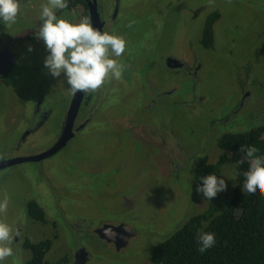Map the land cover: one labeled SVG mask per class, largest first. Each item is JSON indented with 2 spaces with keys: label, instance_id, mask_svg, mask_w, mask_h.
<instances>
[{
  "label": "rangeland",
  "instance_id": "rangeland-1",
  "mask_svg": "<svg viewBox=\"0 0 264 264\" xmlns=\"http://www.w3.org/2000/svg\"><path fill=\"white\" fill-rule=\"evenodd\" d=\"M213 1L216 3L211 6L215 10L220 9L219 12L223 14L225 33L216 38L213 47H207L202 43L200 34V27L204 23L206 14L198 12L195 16L194 7L191 6L199 8L205 4L202 0H129L132 16L127 18L126 28L121 25V31L126 32V42H129L135 50L140 49L133 52L134 55H138L137 59L139 56L140 58L134 62V67L138 68L134 69V80L131 85L125 87L129 95L125 98V108L135 111V116H142L145 122H148L139 130L148 129L143 133L157 142L154 150L156 153L146 154L142 151L143 146L137 143L127 147L122 143L118 151L111 146L101 148L96 145L91 153L96 157L95 167L104 164V168L112 169L114 159L119 158L121 161L125 160L122 158L128 159L127 163L120 166L124 173L134 168L137 170L138 167L135 165L149 166L147 172L150 173L148 176L150 181L147 187L154 191L151 193L154 201L149 199L148 202L154 208L151 213L143 216L145 210L143 206L139 209H135V205L131 206L135 211L134 215H139L140 222L145 224L142 232L152 235L156 233L160 235L159 237H168L185 222L184 217L180 218L178 211L171 213V206L174 204L178 206L180 202L176 203L172 197L166 196V193L174 189V186L179 187L177 181L185 184V180H190V171H194V165L198 163L201 155L202 157L206 155L208 162H217L221 154L218 146L220 132L247 131L264 124V0L255 1L254 4H251L250 0ZM201 19L203 20L199 22ZM130 21H135L131 27H129ZM169 53L183 58L187 64L186 69L194 68L195 75L189 74L186 70L179 69L180 71L174 73L167 70L164 66V56ZM45 57L40 58L43 63ZM41 74L53 78L47 69ZM158 90L173 92L155 100L152 98V93ZM10 91L8 86L1 87L0 110H11L13 113L14 100L10 97ZM247 95L249 100L236 119L223 126L224 128H218L221 119L236 108L242 107V98ZM119 97L118 93H111L105 98L118 104ZM148 105L150 109H146ZM120 107L118 106L117 109ZM158 119H162L161 122L166 128L159 124ZM138 122L140 123V119ZM157 131H160L159 134ZM35 137L36 145H40L47 141L45 137L48 138V133ZM125 137L127 135L121 136V139ZM175 143L177 145L173 146ZM113 152L116 155L111 158ZM147 155L151 159L149 163L143 161L148 158ZM174 163L178 168L182 166L178 174L180 179L175 180L172 177V173L175 176V171L171 172L166 167H161L164 174L160 172L161 170L158 171L160 165L172 166L171 164ZM17 169L0 173V200L7 198L8 201L7 210L0 214V218L3 217V221L9 226L23 216V208H26L25 197H29L27 193L32 186L35 191H40L42 188L38 175H32L30 171L26 174ZM120 172L121 170L117 169L119 175L113 178L116 175L114 170L113 176L108 178L110 185L107 189H110L107 194H103L102 190L103 195H101L96 189L91 194H83V201L81 200L80 203L81 205L85 203V209L77 210L75 214L71 213L68 219L81 216L95 219L97 213L105 215L107 210L119 212L122 209H130L129 198L134 202H140L143 189L137 191L135 195L131 192V195L127 193L128 196L125 198L128 202L122 195L125 192L122 194L115 192L114 185L122 184L119 179L122 174ZM221 172L227 181L226 190L219 192L211 201L202 197L196 199L192 216L204 212L211 204H217L221 210L228 206L237 184L236 165L225 164L221 167L218 176L222 175ZM228 176H234L235 179ZM64 184L70 187V181ZM46 187L44 185L45 189ZM192 196L193 194L189 192L188 202L192 201ZM42 201L47 204L49 199ZM102 205H105V208H100ZM189 210L190 208H187L185 217L190 215ZM5 214L9 215L8 219ZM169 214L173 215L174 219ZM46 218V222L35 219L29 221L24 239L31 241L51 239L53 245L47 255L51 264L71 261L75 247L81 242L77 237H75L76 241L74 240L76 230L66 228L68 219L64 221L60 219L61 222H58L49 214ZM84 238L87 250L91 248L94 253V263L90 264H151L150 250L148 246H143L145 240L139 245L129 244L128 248H125V255H122L112 246L98 245L93 248V245L87 242L89 236L86 235ZM11 247L13 255L5 259V264H25L31 257V251L22 245L12 242Z\"/></svg>",
  "mask_w": 264,
  "mask_h": 264
},
{
  "label": "flooded vegetation",
  "instance_id": "flooded-vegetation-1",
  "mask_svg": "<svg viewBox=\"0 0 264 264\" xmlns=\"http://www.w3.org/2000/svg\"><path fill=\"white\" fill-rule=\"evenodd\" d=\"M202 1L205 4L200 7L197 6L199 8L191 6L194 7L195 16L198 12L206 14L204 23L200 27V34L202 43L207 46L203 42V38L208 24H212L211 31L213 32L214 43L216 38L222 36L225 31L222 22L223 14L219 12L220 9L215 10L211 6L216 2L213 0ZM250 1L251 4H254L258 0ZM44 2L46 0H21L24 11L18 16L16 23L9 27L0 23V70L7 69L16 60L7 75L0 74V89L2 86H8L11 90L10 97L14 100L13 113L11 110H0V173L18 170L17 168H19L21 172L26 174L30 171L32 175H38L41 180L40 183H42L40 191L37 189L35 191L32 186L30 192L27 193L29 197H25L26 208H23V216L17 222L10 224L14 236L11 243H18L25 248L26 226H28L29 221L34 219L28 211L29 202L36 201L44 209L46 215L53 216L58 222H61L60 219L64 221L71 217V213L75 214L77 210L85 209V203L83 202V205L80 203L81 200L83 201V194H91L95 192V189L99 193L103 190V194H107L110 189H107L110 185L108 178L113 176L114 170H116V175L113 178H116L119 175L117 169H120L122 174L119 179L122 184L111 187L116 190V193L125 192L122 194L124 198L128 194L131 195L130 192L135 195L137 191L143 189L139 199L141 201L134 202L129 198L130 209H122L119 212L107 210L105 215L97 213L95 219L88 218L87 215L86 218L81 216L73 217L72 220L68 219L66 228L76 230L74 240L77 237L81 242L74 249L73 259L64 261L63 264L94 263V253L91 248L87 250L85 245L84 236L86 235L89 236L87 242L93 245V248L98 245L112 246L118 254L122 255H125V248H128L129 244L139 245L142 240H145L143 246H148L152 263L154 249L167 237H159L160 235H156V233L152 235L148 232H142L145 229V224L140 222L139 215H134L133 212L135 211L131 206L135 205V209L143 206L145 208L144 213H142L143 216L146 213H151L154 208L148 202L149 199L154 201V197L151 196L154 191L147 187L150 181L148 177L150 173L147 172L149 166L145 164L135 165L138 167L137 170L134 168L124 173L120 166L127 163L128 159L122 158L125 159L124 161H121L120 158V160L114 159L113 168L108 169V167L104 168V164L95 167L94 160L96 157L91 154L96 145V147L101 148L111 146L118 151L122 143L125 147L131 144L134 146L137 143L143 146L144 150L142 151L146 154L156 153L154 150L157 142L143 133L148 129L139 130L144 128L148 122H145V118L142 116H135V111L125 108V98L129 97L125 87L131 85L134 80V69H138L134 67V62L140 58L139 56L137 59L138 55H134L133 52L140 49L135 50L129 42H126L125 52L120 57H113L124 66L122 77L119 80L115 78L106 79L105 83L97 90L84 92L79 108L72 117L73 100L76 93L71 91L66 78L63 76L48 78L46 74H41L46 68L40 58L47 56L48 52L44 42L37 39L35 33L40 23L41 5ZM131 11L129 0H68V8L59 11L58 15L70 18L75 22L88 18L101 31L116 34L125 39L126 32L125 30L121 31V25L126 28L127 18L132 16L130 15ZM164 66L171 73L180 70H186L191 75L196 73L194 68L186 69L185 60L175 54L169 53L164 56ZM172 92L158 90L154 94L152 93V98L158 100L162 95H170ZM111 93L119 94L120 101L118 104L117 102L113 103L109 98H105ZM248 100V95L242 98V107L236 108L231 114L221 119L218 122V128H224L223 126L232 123L241 109L246 106ZM118 106H121L120 109H117ZM146 109H150V105L146 106ZM139 119L140 123L138 122ZM161 121L162 119L159 120V124L166 128V125ZM253 128L255 127L251 129ZM159 132L157 131L158 134ZM228 132L230 131L220 132L219 137ZM45 133H48V138L45 137L47 141L36 145L35 136ZM124 135L127 137L121 139V136ZM110 139L113 141L109 142ZM176 145V143L173 144V146ZM115 155L114 152L111 153V158ZM147 157H144L143 161L149 163L151 159L148 155ZM204 158H207L206 155L203 157L201 155L198 163L194 165V171H190V180H185V184L182 181H177L179 187L174 186V189L168 190L166 193V196L172 197L176 203L180 202L178 206L175 204L171 206V213L178 211L180 218L184 217L185 222L192 216L194 201L201 198L195 190V175L196 168ZM171 165L162 164L158 171L161 170L160 172L164 174L161 167H166L171 172L172 170L175 171V176L172 173L175 180L180 179L178 174L182 166L178 168L175 163ZM94 168L95 170H93ZM56 171L59 172L54 176L53 173ZM53 176L54 180L52 179ZM119 179L116 180L119 181ZM68 181H70V187L64 184ZM44 185L47 186L48 190L44 188ZM189 192L193 194L191 202H188ZM103 194L101 193V195ZM46 198L49 199L47 204L42 201ZM125 201L128 202V199L125 198ZM182 205L183 208L181 209ZM100 208H105V205ZM187 208H190V215L185 217ZM129 210L131 211L129 212ZM8 216L5 214L7 219ZM169 216L173 217L171 214ZM3 219V217L0 218V222H5ZM107 229H112L115 235L106 234ZM23 239L24 241L21 243ZM121 244L124 245L118 247Z\"/></svg>",
  "mask_w": 264,
  "mask_h": 264
},
{
  "label": "trees",
  "instance_id": "trees-1",
  "mask_svg": "<svg viewBox=\"0 0 264 264\" xmlns=\"http://www.w3.org/2000/svg\"><path fill=\"white\" fill-rule=\"evenodd\" d=\"M211 27L208 24L203 38L208 47L214 45ZM218 146L221 154L217 162L204 158L196 168L195 186L202 183V176L213 172L219 175L223 165L234 163L237 184L228 206L221 210L217 204H211L204 212L191 216L156 246L151 264H264V194L249 195L242 191L244 173L250 165L248 160L238 163L243 157L241 146H255L257 155L264 158V124L247 131L225 133ZM28 211L35 220L46 222V212L36 201L29 202ZM201 231L214 232L216 237L214 246L203 253L197 240ZM52 245L51 239H27L24 246L31 251V257L26 264H51L47 255Z\"/></svg>",
  "mask_w": 264,
  "mask_h": 264
},
{
  "label": "clouds",
  "instance_id": "clouds-1",
  "mask_svg": "<svg viewBox=\"0 0 264 264\" xmlns=\"http://www.w3.org/2000/svg\"><path fill=\"white\" fill-rule=\"evenodd\" d=\"M68 8V0H46L39 12V26L35 36L42 40L47 49L44 67L53 77L63 74L67 85L73 93L78 91H95L109 78L119 80L124 66L113 57H120L126 49V41L122 36L101 31L93 23L84 18L75 22L70 18L58 15V12ZM24 9L21 0H0V23L6 27L16 23ZM135 21L129 22V27ZM243 157L238 163L249 161V169L244 173V183L241 188L244 193L254 195L264 194V158L257 155L255 146H241ZM222 173V172H221ZM225 175L218 176L215 172L202 176V183L196 186V192L202 199L212 200L219 192L226 190ZM235 179L234 176H228ZM7 198L0 200V214L7 210ZM106 234L115 235L112 229ZM14 239L12 228L5 222H0V264L13 255L10 246ZM199 251L205 252L216 243L214 232L201 231L197 237Z\"/></svg>",
  "mask_w": 264,
  "mask_h": 264
},
{
  "label": "water",
  "instance_id": "water-1",
  "mask_svg": "<svg viewBox=\"0 0 264 264\" xmlns=\"http://www.w3.org/2000/svg\"><path fill=\"white\" fill-rule=\"evenodd\" d=\"M16 61V60H15ZM15 61L13 63H11V65L7 68V69H2L0 70V74L3 73L5 75H7L9 73V71L12 69V66L14 65ZM84 95V92H81V91H78L76 92V95H75V98L73 100V107H74V111L72 112V117H74V115L76 114L78 108H79V105L81 103V100H82V97ZM64 140V139H62ZM67 140V139H66ZM65 140V141H66ZM103 230V229H102ZM105 230V229H104ZM103 230V231H104ZM103 236V235H102ZM103 237H106V236H103ZM108 238V237H107ZM122 245L124 244H121V245H118V247H121Z\"/></svg>",
  "mask_w": 264,
  "mask_h": 264
}]
</instances>
